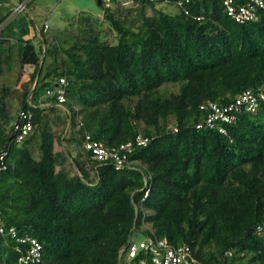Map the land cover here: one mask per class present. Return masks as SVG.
Here are the masks:
<instances>
[{
	"label": "trees",
	"instance_id": "obj_1",
	"mask_svg": "<svg viewBox=\"0 0 264 264\" xmlns=\"http://www.w3.org/2000/svg\"><path fill=\"white\" fill-rule=\"evenodd\" d=\"M134 1L103 8L112 41L100 30L65 46L44 28L38 46L18 40L31 87L13 109L18 79L0 85V264H24L30 241L17 238L26 235L41 244L29 264H120L123 256L153 264L148 252L127 257L134 230L187 244L207 264H264V11L239 23L220 0H188L184 9L170 0L164 7L174 12ZM11 49H0V74ZM165 84L177 89L163 93ZM245 90L254 110L244 104L208 125L209 103L224 106ZM21 109L33 128L17 142ZM86 134L116 150L122 166L92 159ZM128 142L130 152L120 148Z\"/></svg>",
	"mask_w": 264,
	"mask_h": 264
},
{
	"label": "built area",
	"instance_id": "obj_2",
	"mask_svg": "<svg viewBox=\"0 0 264 264\" xmlns=\"http://www.w3.org/2000/svg\"><path fill=\"white\" fill-rule=\"evenodd\" d=\"M100 4L103 8H110L112 6V0H99ZM150 2H155L159 4L166 5L170 0H148ZM177 6H182L185 8L184 2H188V0H174ZM226 10L227 15L232 18L234 21L243 23L247 21H251L257 18V15L260 11H264V0H220ZM25 1L23 3H19L13 9L12 14H16L25 9ZM121 6H132L135 4L134 0H124L120 2ZM185 12H187L185 10ZM12 16V15H11ZM10 16V17H11ZM6 18L4 21L0 22V39L1 32L8 22L9 18ZM44 30L48 29V24L45 22L43 25ZM65 80L63 78L60 79V84L63 85ZM57 99L59 103L64 102V88L58 87L56 89ZM46 94L50 95L51 92L47 91ZM260 98H263L264 93L260 91L258 93ZM246 105L247 109L254 110L257 105V99L252 93L251 90H245L241 94L231 101L230 103L219 106L216 103H209L211 108V112L208 114L207 123L210 126H214L216 124V120L221 121H230L232 117L228 114L231 110H237L242 105ZM203 107V106H201ZM33 125L31 122V112L21 109L18 111L16 121L14 122V131L16 136V141L21 142L32 130ZM222 130V129H221ZM146 137L137 136L136 144L137 145H145L147 142ZM84 147L90 151L91 157L94 160H108L109 158H116L117 164L116 167L122 166V160L117 155L116 150H109L104 143L91 139L89 134H86V138L84 141ZM121 149L127 150L130 152L132 150V143L128 142L126 144L120 145ZM2 159V156H0ZM147 194V191L145 192ZM3 232V227H0V233ZM9 232L12 237H15V230L13 228H9ZM18 242L25 243L27 240L30 241V246L26 249L25 254L20 256V260L24 264H29L31 262L39 261L40 259V249L41 244L32 237L23 236L17 238ZM18 252H22L23 250L19 247H16ZM140 251L148 252V255H151V260L153 264H207L197 259L194 255L193 250L187 244L181 245H172L168 242V240L164 238L155 239L150 236H146L142 240H133L128 243L127 249V257L133 258ZM141 264H144L143 261H140ZM208 264H214L208 263Z\"/></svg>",
	"mask_w": 264,
	"mask_h": 264
},
{
	"label": "rangeland",
	"instance_id": "obj_3",
	"mask_svg": "<svg viewBox=\"0 0 264 264\" xmlns=\"http://www.w3.org/2000/svg\"><path fill=\"white\" fill-rule=\"evenodd\" d=\"M16 1L17 0H0V16L6 11V8H12ZM46 1L48 0H31L26 11H23L21 14H15V16L12 18L13 20L11 19L12 22L9 26V29H15L18 26L20 27L21 25H24L27 33L26 36L25 34L21 35V38H27L30 37V35L33 36V33L36 35V28L42 29V25L47 15H45L43 12H38L33 7L36 5V3ZM68 1L71 3L68 4L67 1L61 0V3L57 6L58 9L53 13L51 17L48 16L46 18L48 19L51 26L49 30H44L43 34L45 37L48 38L53 36L59 41L65 40V46H69L70 44L76 42L79 36L93 35L97 31L101 30V33L108 34V40L112 41V38H114V33L103 18V7L98 4L97 0ZM122 1L124 0H112V7H116ZM77 4L81 6V11L76 12L72 8L73 5ZM164 6L165 5H163V7ZM67 7L69 8L68 12L66 11ZM84 7L88 10H85ZM164 9L171 12L176 11L175 8H172L170 6H166L164 7ZM35 11H37V14ZM147 14H151V10L149 8H147ZM29 15H32L33 18H31V16ZM22 16H25V20L23 22H20V17ZM66 16L67 19H65ZM28 17L30 19H28ZM61 22H68V24L61 25ZM29 29H31L30 35ZM6 31L7 29L3 31V35L7 34ZM37 42L38 41H35L34 43L37 44ZM4 46L0 49H4ZM17 49L18 47H15L10 50L11 52L9 55V59L3 64V72L0 74V85L3 81L4 83L12 85L18 79L17 86L14 87V89L9 93L8 96L9 102L13 104V109L18 108L19 93L21 92V89H29V87H31L29 79L30 72H27V68H25L26 66L20 64ZM20 73L22 74V76L19 77ZM176 89L177 87L175 85L165 84L162 87V92L169 93L171 91H175ZM59 148L60 145L57 143L56 149ZM35 156L37 157V153H35ZM132 237H134L138 241L143 239L145 235L140 231L134 230L131 235V238ZM120 264H126V262L124 261V256Z\"/></svg>",
	"mask_w": 264,
	"mask_h": 264
},
{
	"label": "crops",
	"instance_id": "obj_4",
	"mask_svg": "<svg viewBox=\"0 0 264 264\" xmlns=\"http://www.w3.org/2000/svg\"><path fill=\"white\" fill-rule=\"evenodd\" d=\"M20 0H17L16 2H15V4L12 6V8H6V11L3 13V14H1V16H0V20L9 12V11H11L16 5H18L20 2H19ZM29 1L30 0H26L25 2V9L23 10V11H26V9L28 8V5H29ZM64 1H67L68 2V4L69 3H71V2H69L68 0H64ZM98 1V0H97ZM61 3V0H48V1H46V2H39V3H36V5L33 7L34 9H36L38 12H43L45 15H47L46 16V18L48 17V16H52L53 15V13L58 9V4H60ZM99 5H101L100 3H98ZM32 8V9H33ZM73 9H74V11H76V12H78V11H81V6L79 5V4H77V5H73V7H72ZM85 8V7H84ZM68 10H69V8L67 7L66 8V11L68 12ZM85 10H88L87 8H85ZM23 11H21L20 13H18V14H21ZM37 11H35L36 12V14H37ZM67 15V14H66ZM26 16V15H25ZM25 16H22V17H20V19H21V21L20 22H23L25 19ZM29 16H31V18H33L32 17V15H29ZM45 18V20H44V23L46 22L47 24H48V29L47 30H49L50 29V23H49V21H48V19H46ZM28 19H30L29 17H28ZM65 19H67V16H66V18ZM13 20V19H12ZM12 20L9 22V24L5 27V29L4 30H6L7 29V31H6V35H3V37L5 38V40L7 41V43H5V46L4 45H2V46H4V47H9V48H15V47H17L18 46V40H22V41H24V40H27V39H30L31 40V42L32 43H34L35 41H38L37 42V44H35V46H38L39 44H40V42L41 41H43L42 40V38H41V35H40V31L38 32L37 31V33H36V35L33 33V36H31L30 34H31V29H29L30 31H29V35H30V37H27V38H21L20 36L21 35H24L25 34V36H26V33H27V31L25 30V26L24 25H21L20 27L18 26L17 28H15V29H9V26L11 25V22H12ZM44 23H43V25H44ZM62 24H68V22L67 23H65V22H61V25ZM43 25H42V28H43ZM31 28V27H30ZM37 29H39V28H36V30ZM3 30V31H4ZM44 32V31H43ZM3 34V33H2ZM56 39V38H55ZM56 41V40H55ZM25 68H27L26 70H27V72H31V67L29 66V64H25Z\"/></svg>",
	"mask_w": 264,
	"mask_h": 264
},
{
	"label": "water",
	"instance_id": "obj_5",
	"mask_svg": "<svg viewBox=\"0 0 264 264\" xmlns=\"http://www.w3.org/2000/svg\"><path fill=\"white\" fill-rule=\"evenodd\" d=\"M97 2H98V3H100V1H99V0H98ZM38 74H39V71H38ZM37 76H38V75H37ZM31 92H32V91H31ZM31 92H30V94H31Z\"/></svg>",
	"mask_w": 264,
	"mask_h": 264
}]
</instances>
